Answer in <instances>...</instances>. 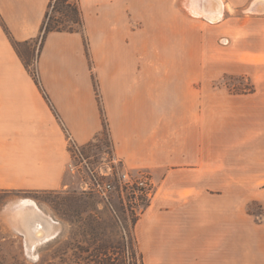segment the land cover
Here are the masks:
<instances>
[{
  "label": "rangeland",
  "instance_id": "374dc122",
  "mask_svg": "<svg viewBox=\"0 0 264 264\" xmlns=\"http://www.w3.org/2000/svg\"><path fill=\"white\" fill-rule=\"evenodd\" d=\"M256 1L232 0L234 6L228 5L224 19L210 22L187 12L189 0H142L141 6L125 13L122 26L110 20L112 39L126 40L131 48L127 65L143 72L138 79L142 76L153 87L165 84L166 89L176 83V120L171 116L173 107L166 105L164 123L166 147L176 140V151L180 149L176 178H207L211 186L203 190L209 188L212 194L227 189L230 225L236 222L238 205L256 222H264V149L242 144L243 135L264 133V107H258L254 91L247 90L264 85V3L254 12L250 8ZM50 3L46 15L49 11L55 25L80 28L85 45L82 61L48 48L44 51L56 35L73 33L52 31L41 45L46 15L38 36L27 41L15 39L1 16L0 23L53 109L61 105L70 108L76 103L71 83H85L94 86L92 99L100 116L85 109L84 121L79 122L84 143L64 127L72 154L69 168L78 166L69 173V186L43 192L0 191V264H145L135 224L150 206L158 190L157 178L163 175L151 166L129 167L125 156L116 154L114 123L102 96L108 74L100 70L118 59L93 55V26L87 22L80 0L82 26L62 8L64 0L54 12ZM14 80H19L17 75ZM66 83L69 86H64ZM52 92L58 95L56 102ZM84 101L87 103V95ZM109 167H114L115 173L107 174ZM122 171L133 179L149 174L153 181L149 196L126 187L118 176ZM224 179L229 185L220 187ZM239 179L257 183L242 185ZM97 181L114 185L108 199L99 193ZM29 198L36 200L31 205L48 210L55 220L52 234L34 249H29L28 235L14 232L8 219L17 209L19 212L18 204Z\"/></svg>",
  "mask_w": 264,
  "mask_h": 264
},
{
  "label": "crops",
  "instance_id": "0c3cea01",
  "mask_svg": "<svg viewBox=\"0 0 264 264\" xmlns=\"http://www.w3.org/2000/svg\"><path fill=\"white\" fill-rule=\"evenodd\" d=\"M80 1L87 22L93 26L90 35L93 55L118 59L113 65L99 69L100 73L108 74L107 82L102 85V96L114 123L115 152L125 156L129 167L151 166L163 175L157 178L154 199L135 224V237L145 264H264V222H256L252 214L238 205L239 210L234 213L236 222L230 225L227 189L221 188L220 193L212 194L209 188L203 190L211 186L207 178H176V155L180 149L176 151V140L171 149L166 147L164 124L166 105L173 107L171 116L176 120V83L166 89L165 84L156 83L157 87L154 84L151 87L147 79L142 76L138 79V74L143 72L137 66L127 65L130 46L126 40H113L111 36L110 20L122 26L125 13L141 6L142 0ZM200 1L189 0V4L197 9ZM50 2L0 0V16L15 39L31 40L40 33ZM221 2L225 10L222 16H225L230 10L226 5L234 6V3L232 0ZM187 12L191 14L188 9ZM47 48L81 61L85 54L84 39L78 32L56 35L44 51ZM14 75L19 80H14ZM70 86L76 89L72 94L76 103L70 108L54 106V110L46 92L22 65L0 23V191L43 192L69 186V173L75 172L78 166L69 168L72 154L64 127L69 129L71 137L84 143L79 122L84 121L85 109H92L95 116H100L98 105L92 99L94 86L85 83ZM52 96L56 102V92ZM254 96L256 105L264 107L262 83L255 88ZM252 134L243 135L242 144L264 149V133ZM238 183L254 185L257 181L239 179ZM219 184L227 187L229 181L224 179ZM32 200L36 202L32 198L23 199L30 202L24 206L28 209L19 207V212L17 209L8 219L14 232L46 240L54 230L55 220L48 210L31 205ZM6 214L9 217V211ZM28 238L29 249H34L38 241L32 245L31 236Z\"/></svg>",
  "mask_w": 264,
  "mask_h": 264
},
{
  "label": "trees",
  "instance_id": "16d2710c",
  "mask_svg": "<svg viewBox=\"0 0 264 264\" xmlns=\"http://www.w3.org/2000/svg\"><path fill=\"white\" fill-rule=\"evenodd\" d=\"M61 1L62 0H51L50 7H51L52 12L59 10ZM62 8H65L67 13H70V15L73 16V18H74L73 22L75 24L82 26L83 16H82V10H81L80 5H79V0H64ZM52 21H53L52 17L50 16V13L48 11V13L46 15V20H45L44 26L42 28L43 34H42L41 41H40L41 45L44 42L46 35L52 31H59V32H63V31L79 32L80 31V28L74 27L73 25H71V26H64V25L59 26V25H55ZM5 31L9 35L7 28H5ZM247 90L248 91L252 90V92H253L255 90L254 85H253L252 89L248 88ZM12 191L26 193L25 191H22V190H12Z\"/></svg>",
  "mask_w": 264,
  "mask_h": 264
},
{
  "label": "built area",
  "instance_id": "2783aa9c",
  "mask_svg": "<svg viewBox=\"0 0 264 264\" xmlns=\"http://www.w3.org/2000/svg\"><path fill=\"white\" fill-rule=\"evenodd\" d=\"M73 169L74 166L71 165ZM114 167H109L107 170V174L115 173ZM94 175V173L92 172ZM95 176V175H94ZM119 179L121 182L125 184L126 187L134 189V191H138L142 196L147 195L149 196L150 191L153 188V181L149 174L143 173L141 177L138 179H133L128 172H119L118 173ZM96 177V176H95ZM114 185L111 182L107 183H100L97 181V188L99 193L104 196L106 199L109 198V192L113 190Z\"/></svg>",
  "mask_w": 264,
  "mask_h": 264
},
{
  "label": "bare ground",
  "instance_id": "6f19581e",
  "mask_svg": "<svg viewBox=\"0 0 264 264\" xmlns=\"http://www.w3.org/2000/svg\"><path fill=\"white\" fill-rule=\"evenodd\" d=\"M200 1V0H199ZM261 4H263L260 0H257L256 2L253 3L252 5V9L254 10V12H257L259 10H261ZM188 11L192 14V15H202L204 17H206L207 19H209L210 21H218L223 14V3L219 0H201L200 1V6L197 7V9H194L192 7V5L187 4L186 5ZM226 7H228V4L226 5ZM260 13V12H259ZM196 15V16H197ZM27 204L26 201L18 204V207L20 208H25L24 210L26 211L28 208L24 207ZM29 205V204H28ZM24 213H22L23 215ZM46 214V213H45ZM13 220V219H12ZM22 227V226H21ZM33 228V227H32ZM39 229V228H38ZM33 231V230H31ZM44 231V230H43ZM30 234V233H29ZM38 235H43L42 233L38 234ZM39 237V236H38ZM44 238V237H43ZM29 239V238H28ZM39 242V240H36L35 238L31 237V244L33 245L36 242ZM31 247V246H30ZM35 253V252H34ZM33 254V253H32Z\"/></svg>",
  "mask_w": 264,
  "mask_h": 264
},
{
  "label": "water",
  "instance_id": "95a60500",
  "mask_svg": "<svg viewBox=\"0 0 264 264\" xmlns=\"http://www.w3.org/2000/svg\"><path fill=\"white\" fill-rule=\"evenodd\" d=\"M29 237L31 236L32 238H35V239H38L39 241H41L42 239H41V237H38V236H34V235H28Z\"/></svg>",
  "mask_w": 264,
  "mask_h": 264
}]
</instances>
